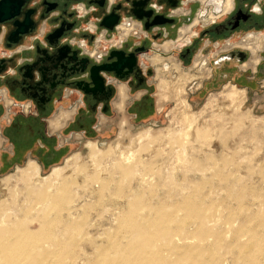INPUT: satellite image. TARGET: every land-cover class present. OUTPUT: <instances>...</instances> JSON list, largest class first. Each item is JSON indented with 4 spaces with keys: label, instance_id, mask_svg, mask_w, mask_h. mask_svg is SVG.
Segmentation results:
<instances>
[{
    "label": "rangeland",
    "instance_id": "obj_1",
    "mask_svg": "<svg viewBox=\"0 0 264 264\" xmlns=\"http://www.w3.org/2000/svg\"><path fill=\"white\" fill-rule=\"evenodd\" d=\"M216 5L218 7L217 3ZM215 12L213 4L208 7L198 5L192 22L207 20L211 13L216 16L221 14V11ZM158 51H152L149 56ZM197 51L193 62L182 64L186 72H193V78L187 82H178L173 78L169 87L172 90H159L153 66L155 73L150 78L154 90L152 116L144 120L137 118L134 123L126 110L122 117L116 112L108 120L113 124L109 131L96 132L70 146L66 160L52 165L50 169H42L34 159H29L18 166L0 170V218L3 216L6 221L15 223L11 225L13 228L24 227L43 234L39 216L29 211L33 202L27 201V193L31 186L32 189L42 188L46 184L51 186L57 182V188L70 182V192L80 196L77 195L72 201L63 197L51 202L48 206V213L52 218L50 227L54 233L62 235L63 240L70 236L76 240L73 250L62 251L64 264H84L86 254L94 257L93 242L98 245L107 244V235L120 227L113 215L117 214L118 217L120 212L129 211L127 196L130 195V190L137 193L132 201L139 196L143 198V203L136 211L143 217L154 213L151 208L160 205L170 208L183 202L184 197L197 192L204 197L200 204H204L216 215L213 226L222 232L224 245L235 242L234 230L245 228H252L264 241L259 220L261 212L264 214V207L260 205L261 200H264V79L240 83L222 80L211 85L212 79L208 78L211 73L209 64L208 71L200 68L201 66L193 68L201 50ZM175 52L172 55L176 57ZM213 52L211 49L210 55ZM204 55L211 61L209 54ZM250 61L251 57L242 67L250 66L255 71L257 65ZM145 64H148L147 60ZM171 76L172 74L168 75ZM230 87L240 92L235 103L227 96ZM180 88L184 89L183 93L179 91ZM184 115L186 117L183 118ZM121 122L126 123L124 134ZM144 134L150 137L140 145L133 144V141L137 142ZM120 150L126 158L133 154V166L139 165L138 161L144 164V168L140 170L148 175L149 180L143 189L140 188L137 176H124L119 169L118 163L123 159ZM94 151L99 153L95 159L92 158ZM90 173H95L98 179H108L101 192L93 191V181L92 185L91 182L87 183L86 178ZM82 186L85 187L84 190ZM241 198L242 201L239 200ZM74 203L79 211L77 224L73 225L76 231L65 233L69 219L67 210ZM118 206L121 211L116 209ZM183 216V212L179 213L180 218ZM90 224L93 225L92 228ZM87 232L91 233L92 239L87 237ZM175 238L178 243L179 237ZM250 238L248 234H244L238 240L247 243ZM46 241L45 236H40L37 244L44 247ZM214 242L210 238L200 243L204 248H209ZM160 249L162 254L167 255L170 244H162ZM213 253L215 254L211 255L215 256L217 264H251L246 263V260L254 256L250 252L242 257L235 247L229 250L218 249ZM48 261L53 263L54 260L50 258Z\"/></svg>",
    "mask_w": 264,
    "mask_h": 264
},
{
    "label": "flooded vegetation",
    "instance_id": "obj_2",
    "mask_svg": "<svg viewBox=\"0 0 264 264\" xmlns=\"http://www.w3.org/2000/svg\"><path fill=\"white\" fill-rule=\"evenodd\" d=\"M169 2L175 4V0H170ZM169 2L166 1L160 4L158 0H151L150 6L154 8L155 15L163 13L168 8L166 16L169 19H175L174 23L164 26L155 25L150 30H146L144 20L136 19L132 15H126L125 23L131 24L132 20H135L140 23V26L135 23L131 26L123 24L122 26L126 27L128 31L126 33L127 37H125V34H122L119 30L120 36L124 38L123 40L120 39L118 32L115 35V31L110 32L108 29L100 28L96 22L92 27L95 31L96 39H94L95 42L93 43H90L91 35L83 32L80 27L74 26L69 30H65L63 40L72 43L73 50L81 49L79 54V60L81 61L73 69L63 72L62 76L60 75L55 80H51L53 86L45 89L44 94L37 95L35 90L25 86L16 88L11 83L0 81V84L4 85V87L0 88V170H6L25 163L24 161L28 156L35 157L42 169H50L52 165L61 161V151L53 152L48 145H39L34 140V136L38 135L40 141H45L43 132L45 114L49 110L57 108L63 102L67 89L71 91L69 95L71 99L81 100L74 120V126L80 128L88 136L96 133L94 125L97 122L99 111L106 114L115 107L121 117L125 116L126 110L128 115H134L131 117L133 122L137 118L144 120L146 118L145 115L151 112L154 106L152 99L153 82H151L150 78L154 76L155 72L151 60L157 55L164 58L179 59L181 62L178 61L183 67L187 62H193L192 60L197 50V52L201 50L199 54L210 55L212 54L211 49H213L214 52L213 55H210L211 61L209 63L211 73L208 76V78L212 79L211 85H216L222 80H233L240 83L243 81L248 82V80L264 79V45L259 50L260 60L255 71L250 66V68L242 67L251 57V53L250 50L238 45L246 39L264 42V0H232L230 10L227 9V0H218V6L223 4L222 8L225 14L221 13L217 18L209 16L208 20L205 19L197 24L194 23L193 26L184 27L180 30V33L179 29L183 24L192 23L195 11L190 13L183 23L180 20L181 16L174 14V11L184 8L188 3L192 5L198 2V5H200L199 0H182L177 6H169ZM202 2L204 3V0ZM81 3H79L78 9L83 10L82 8H86L87 10L83 12L87 13V6L84 3H82L84 6H81ZM179 11L183 12V9ZM121 23L120 21L119 24ZM70 26L69 24L65 25L66 28ZM183 30L188 31L182 36ZM173 32L174 35L172 36ZM109 33L112 35L108 36ZM131 39L132 43L130 44ZM167 39L172 40L163 43ZM117 41L119 43L123 41L121 46L118 44L119 49L126 50L127 54L134 52L135 56H131V66L120 72L119 76L115 75V73L106 74L102 72L105 77L104 87L101 85L94 89V85L90 83L89 69L95 63L107 62L110 51L115 49L113 44L117 43ZM168 42L174 44L173 49L168 53H164L163 46ZM22 47L19 46L18 49ZM95 50L96 55L92 53ZM154 50L159 51L155 53V56H149ZM173 51H177L175 53H177L176 57L178 59L172 55ZM85 55L89 56L90 60H85ZM146 60L148 64H145ZM85 66H88L86 71L79 74L76 72L75 75L67 77L68 74L81 70ZM78 82L80 86H78ZM122 89L125 90L126 96L123 108L120 110ZM138 93L141 94L136 96ZM7 105L9 106V111L4 114L8 108ZM74 111L62 110L53 117L50 120L52 129H59L67 121L59 119L61 113H69L72 118ZM107 122L108 119L104 118L101 120V125L105 126ZM121 123L126 125L125 122Z\"/></svg>",
    "mask_w": 264,
    "mask_h": 264
},
{
    "label": "bare ground",
    "instance_id": "obj_3",
    "mask_svg": "<svg viewBox=\"0 0 264 264\" xmlns=\"http://www.w3.org/2000/svg\"><path fill=\"white\" fill-rule=\"evenodd\" d=\"M208 1L210 0H204L203 3L202 0H199V4H205ZM196 3L198 4V2ZM82 6L84 5L82 4ZM220 7L222 8V6ZM231 7L232 0H227V9L230 10ZM82 9L84 11L87 10L86 8ZM181 9L182 8H179L174 11V14L176 13L180 16L179 12L181 11L179 10ZM221 13H224L223 8L221 10ZM210 16L215 18L218 17L214 13H211ZM208 19L209 18H207V20ZM195 21H193L191 24H183L184 26L180 27L179 33L180 30H182L184 27L193 26ZM197 21L200 22L199 19ZM132 23H135L137 25L140 24L135 20H132ZM122 25V23L119 25L118 30H120L122 34H125V37H127V28L123 27ZM120 31H118L119 34ZM187 31L188 30H183L182 36L185 35ZM168 40L172 39H167L165 40V42ZM238 45L250 50V63H255L256 65H258L260 60L258 53L260 52L259 50L263 48L264 42H257L251 39H246ZM173 46L174 44L171 42L166 43L163 46L164 53L170 52L173 49ZM96 50L95 52H92L94 55H96ZM153 56H155V54ZM151 61L157 69L156 79L159 82L158 88L160 91H162L163 89H165L166 91V89L170 87L174 79H176L178 82H187L194 76L192 74L193 72H186L175 58H164L157 55L156 57L152 58ZM209 61L210 59L205 57V55L199 54L196 61L194 62L195 65H193V68H198L199 66H201L200 68L208 71ZM170 74H172V76L168 77V75ZM175 74L177 75L173 77V75ZM169 89L172 90V88ZM179 91L183 93L184 89L180 88ZM239 94L240 92L238 91V89L230 87L228 89L227 96L233 101H238L237 99H239ZM125 96L126 92L124 89H122L120 97L121 104L119 105L120 110H122L123 108ZM184 117H186V115H184L183 118ZM59 119L69 120L71 119V114L63 112L60 114ZM185 119L187 120V118ZM125 128L126 125L123 124L122 134L125 133ZM148 137H150L148 134H144L140 139L138 138L137 142L133 141V144L136 143L140 145ZM129 149L133 150L130 147ZM120 151L121 154H123V159H121V161L118 163L119 169H121L124 176H137L140 188L143 189L144 184H148L147 182L149 180V178H147L148 175L144 174L143 171L140 170L144 168V164L142 163V161H138L139 165L133 166V154L131 157H129V155L126 158L124 152L122 150ZM98 155L99 153L97 151H94L92 154V158L95 159L96 157H98ZM28 175L29 174H27V176ZM86 181L87 183L91 182L90 185H92L93 181L94 183L91 187H93L94 192L99 193L103 190L108 179H98L95 173H90L87 175ZM56 185H58L57 182L53 183L51 186L46 184L42 188L33 187L32 189L31 186L30 191L26 196L27 201H29L30 203L33 202V207L30 208L29 211L31 213L35 212L37 213L36 216H39L38 219L42 224L43 234L31 231L30 229L24 227L13 228V226L11 227V225L15 223L6 221V218L3 216L0 218V264H64V255L62 251L66 249L73 250L75 248L76 240L73 236H70L63 240L62 235L60 236L59 234L54 233V231L51 230L50 224L52 223V218L48 213V206L53 200L58 198L64 197L67 200L72 201V199L74 200L78 194L73 195V193L70 192V182L64 183L63 186H59L57 188ZM83 188L85 187L82 186V189ZM129 193L130 195L127 196V205L130 212H120L118 217L117 214L113 215L116 217L115 221H117V224H119L120 227L115 232L107 235V244L98 245L97 243L93 242L92 245L95 246L94 257H90L88 254H86V258L83 260L84 264H217V259L214 255L211 254H215L213 252H216L218 249L229 250L233 247L236 248V250L239 252V254H241L242 257L246 254H249L250 252L251 254H254L252 259L246 260V263L249 262L251 264H264V241L260 239L261 235H257L252 231V228L234 230L233 239H236L235 242L224 245V236L222 232L215 229L213 226V224L216 223L214 222L216 219V215L212 214L211 209L206 208L204 204H200V202L204 201L203 195L196 192L193 195L184 197L183 202L177 203L170 208H166L161 205L157 208H151L152 213H154L152 215H146L143 217L136 212L140 208L141 203H143L142 196L138 195L139 198L137 197L136 200L132 201L133 196L137 193H134L133 190H130ZM92 194L93 192L91 193V195ZM239 200L242 201L243 199L241 198ZM260 205L261 207H264V200H261ZM75 207L76 203H74L73 207L67 210L69 219L68 225L65 228V233L71 234L76 231V227H73V225L77 224V212L79 211H77ZM120 208L121 207L118 206V208L116 209L121 211L122 209ZM181 212H183L184 215L182 218L179 217V213ZM259 214L257 213V215ZM259 216H261V218H259L260 227L264 232V214H262L261 212V215ZM111 221H113V219ZM92 227L93 225L90 224V228ZM244 234H248L251 237L247 243H242L240 240H238ZM86 235L90 238L91 233L87 232ZM40 236L46 237L47 243L45 245L47 246L44 245L43 247L37 244ZM175 237H179V240L177 241L178 243L175 242L177 240ZM210 238L215 240L214 244L209 248H204L200 242ZM162 244H170V249L167 250V255L161 253L160 247ZM48 247H54L56 249L51 250ZM50 258L54 260L53 263H50L48 261V259Z\"/></svg>",
    "mask_w": 264,
    "mask_h": 264
},
{
    "label": "water",
    "instance_id": "obj_4",
    "mask_svg": "<svg viewBox=\"0 0 264 264\" xmlns=\"http://www.w3.org/2000/svg\"><path fill=\"white\" fill-rule=\"evenodd\" d=\"M166 1L170 0H158V3ZM180 1L182 0H175V4L169 2L168 5L177 6ZM80 2L89 8L87 13L78 9ZM150 2L151 0H0V81L11 83L16 88L25 86L35 90L37 95L44 94L45 89L52 88L51 80L62 76L63 72L73 69L81 61V49L73 50V44L63 40L64 31L74 26L90 34V43H93L96 40L95 31L90 27V22L93 25L96 22L100 28L110 32L115 31V35L118 32L116 26L120 21L126 22V15L144 20L146 30L155 25L164 26L175 22V19L166 16L168 8L155 15ZM215 2L217 0H210L200 5L208 7L213 4L218 13L222 10V4L217 7ZM66 24L71 26L66 28ZM111 35L109 33L108 36ZM118 44V41L113 44L115 49L110 51L107 62L95 63L90 67V83L94 85V89L101 85L104 87L105 77L102 72L119 76L120 72L131 66L134 52L127 54L126 50L118 48ZM19 46L23 47L18 49ZM85 56V60H90L89 56ZM87 69L88 66H85L67 77Z\"/></svg>",
    "mask_w": 264,
    "mask_h": 264
},
{
    "label": "crops",
    "instance_id": "obj_5",
    "mask_svg": "<svg viewBox=\"0 0 264 264\" xmlns=\"http://www.w3.org/2000/svg\"><path fill=\"white\" fill-rule=\"evenodd\" d=\"M80 5L82 6V3ZM196 5L198 6V4L195 2L192 5L188 4V5L184 6V8H182L183 12L180 13V16H181L180 20L182 21V23H183V21L186 20L187 16L190 13L195 11V7H197ZM88 11H89V8H88ZM90 23L92 25V22H90ZM120 39L122 40L121 36H120ZM120 45H121V43H119V46ZM2 87H4V85L0 84V88H2ZM70 92H71L70 89H67L65 92V97L63 98V102L57 108L51 109V110H49L48 113L45 114V117H44L45 125H44V129H43V132L45 135V141L44 142L40 141V138L38 135L34 136V140H36L39 145H41V146H43L44 144L48 145L50 150H52L53 152L57 151V150L61 151L62 152V153H60L62 155L61 160H64L67 157L68 153L70 152V148H71L70 146L77 144L78 142H80V140H82L88 136L83 131H81L80 128L74 126V120L76 118L77 110H78V107L81 103L80 102L81 100L80 99H71V97L69 96ZM131 99H132V97H131ZM60 110L61 111L62 110H68V111L75 110V111H74V115L72 116L71 119L64 122V125H62L59 129L55 130V129H52L50 120L53 117H55L56 115H58L61 112ZM8 111H9V106L6 109L4 114H7ZM153 111L154 110L152 108V111L147 113L145 115V117L152 116ZM116 112L117 111H116L115 107H113L111 109V111L106 113V114L103 113L102 111H99L97 114V122L94 125L96 128V132H101V131L107 132V131H109L113 124L108 122L109 123L107 125L108 127L104 126L101 128V126H100L101 120H103L104 118H107L109 120V118H112L115 116ZM131 116L133 117L134 115L132 114ZM29 158L36 160V158L33 156H28L27 159H29ZM36 162L38 163L37 160H36ZM16 166H18V165H16Z\"/></svg>",
    "mask_w": 264,
    "mask_h": 264
},
{
    "label": "built area",
    "instance_id": "obj_6",
    "mask_svg": "<svg viewBox=\"0 0 264 264\" xmlns=\"http://www.w3.org/2000/svg\"><path fill=\"white\" fill-rule=\"evenodd\" d=\"M123 23H124V22H122V24H123ZM126 24H127V23H126ZM132 24H133V23L131 22V24L128 23L127 25L131 26ZM119 25H120V24H119ZM119 25L116 27L117 30H118ZM93 26H94L93 24H92V25L90 24V27H93ZM118 31H119V30H118ZM118 34H119V33H118ZM119 37H120V34H119ZM123 39H124V38H122V40H123ZM121 42H122V41H121ZM121 42H120V43H121Z\"/></svg>",
    "mask_w": 264,
    "mask_h": 264
}]
</instances>
